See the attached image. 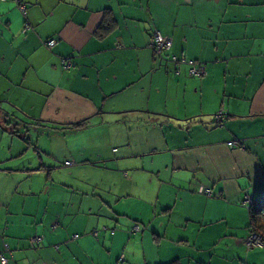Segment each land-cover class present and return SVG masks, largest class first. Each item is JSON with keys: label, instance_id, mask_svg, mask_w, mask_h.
I'll use <instances>...</instances> for the list:
<instances>
[{"label": "crops", "instance_id": "1", "mask_svg": "<svg viewBox=\"0 0 264 264\" xmlns=\"http://www.w3.org/2000/svg\"><path fill=\"white\" fill-rule=\"evenodd\" d=\"M23 2L27 30L15 0L0 1L7 264H264V248L243 244L249 201L264 196V0ZM106 9L115 22L100 37ZM152 27L171 37L174 55L203 61L206 74L154 60ZM62 58L74 65L64 69ZM27 125L55 138L33 148L36 158L63 161L77 181L51 185V167L40 168L37 192L17 143L31 147ZM77 131L85 136L69 143ZM111 217L116 225L105 221L94 235Z\"/></svg>", "mask_w": 264, "mask_h": 264}, {"label": "rangeland", "instance_id": "2", "mask_svg": "<svg viewBox=\"0 0 264 264\" xmlns=\"http://www.w3.org/2000/svg\"><path fill=\"white\" fill-rule=\"evenodd\" d=\"M50 39L54 40V43H53V45H54L56 40L54 38H49V40ZM43 44L46 47H48L45 44V41L43 42ZM118 45H119V43H116V46H118ZM52 46H50V47H52ZM73 65H74V63L72 64V66ZM71 67L64 68V69H70ZM20 118L22 120H24L25 122H27V123H31L30 121L26 120L23 116L20 117ZM5 119L8 120L7 117H5ZM1 123L3 125H6L8 130H10V129L12 130V128L15 127L14 124L8 125V124H5L3 121ZM67 127H70V126H67ZM27 129H28L27 136L32 141L31 147L26 148V146L24 144H22L21 142H17V143H19V147H22V146L24 147V151H23V155H22L23 156L22 157V162L24 164H27V167H32V170H33L32 172H27L24 176H27L28 173H31V175L37 176L36 180H30L32 182H37L36 185H35V187L38 190L37 192H41L40 191L41 188L42 189H43V187L45 188V186L42 185L44 183V179L45 178H42L43 177L42 174L38 171V169H40V168L49 169L51 167L50 180H49L51 185H56V182H58L60 184H63V182H65V180L77 181V179H74L72 177H69V176L65 175L64 170H65L66 167L64 166L63 161L60 160V161H56L55 162V160H53V159L46 158V157L44 158V156H43L44 154L43 153L40 154L41 157H43L42 161L40 159L36 158L38 156L37 155L38 152L34 151L33 148L41 147V145H47L48 142H50L51 140H53V139L55 140V138L53 136L49 135L50 133L48 131H51V130L48 129V128L46 129L44 127V125H40V126L27 125ZM73 130H74V128H73ZM83 136H85L84 132L77 131V132L66 134L65 139L67 141H69V143H73V140L78 139V138L82 139ZM16 138H17V141L20 140L18 136H16ZM104 164H107V161H104ZM80 172H83L82 174H84V173L89 172V170H87V168H82L80 170ZM15 173H18V172H15ZM84 175H86V174H84ZM22 183L24 184V182H22ZM23 184L18 187V190H22ZM122 218H120V221L122 220ZM105 221H109L110 223H114L116 225V223H115L116 222V218L115 217H111L109 220H105V218H101L100 219V223L101 224L99 225L98 230L95 231L97 236L100 234V237H101V235L103 234L104 231L102 230V223L105 222ZM125 221L130 223V220H128V219H125ZM127 225H129V224H127ZM118 228L124 229L121 225H118ZM74 236H77V235H74ZM39 237H41V236L39 235ZM250 249H255V248H250Z\"/></svg>", "mask_w": 264, "mask_h": 264}, {"label": "built area", "instance_id": "3", "mask_svg": "<svg viewBox=\"0 0 264 264\" xmlns=\"http://www.w3.org/2000/svg\"><path fill=\"white\" fill-rule=\"evenodd\" d=\"M15 3H16V7L19 9L20 12H22V14L25 17L26 16V5L24 4L23 0H15ZM53 43H54L53 39H50V40L47 39L45 41V44L48 47L52 46ZM149 45L151 46L152 51H153V56L156 59V58L161 56L162 52H164L170 48L171 39L167 35H163L158 30H155L153 32L151 42ZM175 59L176 58L173 56L172 60H175ZM61 64H62L63 68H69L72 66L73 63H72L71 59H69V58H62ZM187 64H188L187 72H188L189 76H203L206 74V66H205L204 62H197L194 60H188ZM215 117H216L215 119H220L221 114L217 113L215 115ZM227 144L228 145H237L238 143H236L235 141H229ZM198 191L200 193H204L207 195H209L212 192L209 187H204L202 185H200L198 187ZM139 229H140V227L137 224H135L132 227L133 231H138ZM40 240H41V238L39 236H34V237L30 238L31 243H36ZM243 242H244L243 243L244 246L247 249L264 247V237H262V235L260 233H258L257 231H254L251 229L246 230V235L243 239ZM0 260L2 263H5L7 261V258L3 252L0 254Z\"/></svg>", "mask_w": 264, "mask_h": 264}, {"label": "trees", "instance_id": "4", "mask_svg": "<svg viewBox=\"0 0 264 264\" xmlns=\"http://www.w3.org/2000/svg\"><path fill=\"white\" fill-rule=\"evenodd\" d=\"M0 1H2V0H0ZM111 12L112 11L110 9H106L105 14H104L105 17L103 18V20L100 22V24L95 29L96 35H98L100 37L104 36L109 31V29L112 27L111 24L112 25L114 24L115 18L113 16V13H111ZM108 13H110L112 16L110 17V14H108ZM27 22L28 21H27L26 17H24V27H23L24 30H27V29H25L26 25L29 24ZM27 26H29V25H27ZM155 30H158V29L155 27L151 28L150 38H149V42H148V47L151 49V51H152V48L149 44L151 42V38H152L153 32ZM158 31L161 34L167 35L168 37H170L168 34L162 33L160 30H158ZM170 39H171V37H170ZM171 46H172V41H171ZM171 46L168 50L162 52L161 56L156 58V59L153 57V51H152L153 59L154 60H162V61L170 60L171 62L176 63V64L185 63L187 65V68H188V64H187L188 60L203 62V61H199V60H195V59H186L184 57L179 58L171 52ZM173 56L176 58L175 60H172ZM203 76H192V77H203ZM217 113H220L221 117H220V119H215L216 118L215 117L216 114H215L214 115V121L216 123H219L223 117L222 108ZM85 122H86L85 120H81L78 122L71 123L70 125H71V127L78 128V127L83 126ZM228 146L233 147L235 145H228ZM197 191H198V189H197ZM201 194H204V193H201ZM250 229L257 231L258 233H260L262 235V237H264V196L257 197L253 201H249V204H248V225L246 227V230H250ZM94 235H96V232H94ZM262 248H264V247H262ZM257 249H261V248H257ZM7 250L8 249L5 248L4 251H7ZM1 253L2 252H0V254ZM7 253H8L7 255L4 253V255L7 258V261L5 263H2L0 260V264H7L9 262V260L12 259V257H13L12 252L7 251ZM167 264H178V263L176 261H172V262H169Z\"/></svg>", "mask_w": 264, "mask_h": 264}, {"label": "bare ground", "instance_id": "5", "mask_svg": "<svg viewBox=\"0 0 264 264\" xmlns=\"http://www.w3.org/2000/svg\"><path fill=\"white\" fill-rule=\"evenodd\" d=\"M34 237V236H33Z\"/></svg>", "mask_w": 264, "mask_h": 264}]
</instances>
